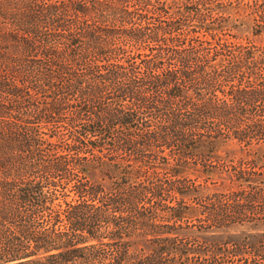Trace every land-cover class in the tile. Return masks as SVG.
<instances>
[{"label": "trees", "instance_id": "obj_1", "mask_svg": "<svg viewBox=\"0 0 264 264\" xmlns=\"http://www.w3.org/2000/svg\"><path fill=\"white\" fill-rule=\"evenodd\" d=\"M260 205L264 0H0V264H178Z\"/></svg>", "mask_w": 264, "mask_h": 264}, {"label": "rangeland", "instance_id": "obj_2", "mask_svg": "<svg viewBox=\"0 0 264 264\" xmlns=\"http://www.w3.org/2000/svg\"><path fill=\"white\" fill-rule=\"evenodd\" d=\"M241 37L255 39L247 30L238 32ZM244 40V39H242ZM256 223L242 221L219 229H210L192 242L197 247L188 259L177 257L178 264H264V205L258 206ZM184 238V237H183ZM182 240V239H181Z\"/></svg>", "mask_w": 264, "mask_h": 264}]
</instances>
